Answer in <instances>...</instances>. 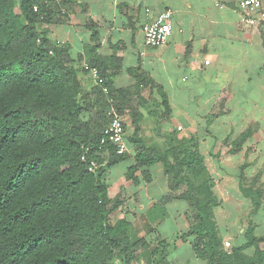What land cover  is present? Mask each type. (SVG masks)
<instances>
[{
    "label": "trees",
    "instance_id": "trees-1",
    "mask_svg": "<svg viewBox=\"0 0 264 264\" xmlns=\"http://www.w3.org/2000/svg\"><path fill=\"white\" fill-rule=\"evenodd\" d=\"M68 1L0 0V264H169L168 241L154 248L127 218L113 221L124 199L110 198L106 173L129 154L101 148L110 122L108 98L99 86L85 91L76 67L83 57L74 58L68 46L52 42L44 27L66 23ZM89 26L95 29L94 22ZM92 40L95 45L86 48L93 54L88 64L106 79L120 112L133 110L134 131L127 140L135 156L126 177L135 185L149 182L150 169L162 164L169 178L171 192L155 208L161 212L156 219L167 216L163 205L185 199L193 212L190 231L181 238L191 239L198 259L205 264H264V236H257L254 226L246 232L247 243L225 248L215 213L222 201L198 138L172 133L163 146L147 142L142 115L131 105L140 84L116 88L112 79L121 72L122 59L97 54L98 31ZM158 91L165 98L161 105L167 119L170 104ZM253 133L250 128L231 141L230 152H240ZM93 162L100 167L91 171ZM249 166H241L240 188L259 209V175L249 181ZM252 247L255 254L248 256L245 250Z\"/></svg>",
    "mask_w": 264,
    "mask_h": 264
},
{
    "label": "crops",
    "instance_id": "crops-1",
    "mask_svg": "<svg viewBox=\"0 0 264 264\" xmlns=\"http://www.w3.org/2000/svg\"><path fill=\"white\" fill-rule=\"evenodd\" d=\"M241 1L69 0L66 23L44 26L52 42L68 46L74 58L83 57L76 67L87 92L96 83L83 70L93 57L86 48L95 45L92 35L98 31L97 54L122 59V70L112 79L115 87L140 84L131 105L142 115L141 134L147 142L163 146L172 133L198 138L216 184L214 192L223 203L215 212L218 229L223 242H230L231 247L247 243L245 235L251 226L257 236H264V206L254 209L240 188L241 166L246 161L249 179L264 165V159H257L264 150V28L241 22L244 15H256L242 11ZM168 10L173 11L172 37L162 47H146L144 25ZM157 87L170 104L167 119H163L166 110L161 105L165 98ZM122 115L130 135L133 110L126 108ZM250 128L253 136L240 152L232 154L231 141ZM130 148L127 159L106 173L110 198L124 199L113 221L127 218L137 235L154 248L168 241L169 264H205L195 255L191 239L181 238L190 231V202L174 199L163 205L167 216L156 219L155 214L161 212L155 208L171 192L169 178L163 165L156 164L150 169L151 181L135 185L126 177L135 156ZM260 173L264 177V170ZM245 253L253 256L255 249Z\"/></svg>",
    "mask_w": 264,
    "mask_h": 264
},
{
    "label": "built area",
    "instance_id": "built-area-1",
    "mask_svg": "<svg viewBox=\"0 0 264 264\" xmlns=\"http://www.w3.org/2000/svg\"><path fill=\"white\" fill-rule=\"evenodd\" d=\"M65 0H53L52 2L61 3ZM52 2L46 0V4L50 5ZM220 8H225L224 5H218ZM242 11H254L256 15H244L241 18V22L252 26H261L264 28V9L261 0H243L240 3ZM35 13H38L40 8L38 5L33 7ZM150 13V10H147ZM62 13H66V9H62ZM173 11L168 10L144 25V43L148 48H158L166 45L173 34V23H172ZM84 69L93 78L96 86L102 88L104 95L108 98L110 110L108 116L110 122L105 129L104 137L101 141V148L104 146L113 147L117 155H126L132 152L127 140V130L124 117L117 107V101L112 97L109 86L106 83V79L101 77L100 72L97 68L91 67L88 63H85ZM180 129V128H179ZM100 165L93 162L90 170L94 171L98 169ZM225 248L230 250L231 243L225 242Z\"/></svg>",
    "mask_w": 264,
    "mask_h": 264
},
{
    "label": "rangeland",
    "instance_id": "rangeland-1",
    "mask_svg": "<svg viewBox=\"0 0 264 264\" xmlns=\"http://www.w3.org/2000/svg\"><path fill=\"white\" fill-rule=\"evenodd\" d=\"M16 11H17V13H19V9L17 8L16 9ZM130 134H131V132H130ZM129 134L127 133V136H128ZM234 135H236V133L234 134ZM237 138V137H236ZM231 139L232 138H230V139H228V141H226V142H229V141H231ZM258 160L259 159H264V150H262V151H260V154H259V158H257ZM248 164H249V162L248 161H246ZM262 163H264L263 161H262ZM261 163V164H262ZM120 169V168H119ZM118 168H117V170L116 171H118L119 170ZM259 170V171H258ZM264 170V165L263 166H260L258 169H257V173L256 174H258L259 175V183H258V187L259 188H261V191H262V196H263V199H262V203H263V205L262 206H264V177L262 176L261 177V174L262 173H260L261 171H263ZM248 171V170H247ZM260 173V174H259ZM255 175V174H254ZM257 175V176H258ZM256 176V177H257ZM261 177V178H260ZM249 179V178H248ZM252 180V178L251 179H249V181H251ZM250 203H251V201H250ZM223 204V203H222ZM222 206V205H221Z\"/></svg>",
    "mask_w": 264,
    "mask_h": 264
}]
</instances>
